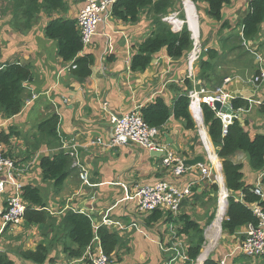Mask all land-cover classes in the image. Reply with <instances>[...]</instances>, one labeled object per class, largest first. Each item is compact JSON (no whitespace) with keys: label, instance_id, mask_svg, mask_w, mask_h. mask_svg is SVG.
Instances as JSON below:
<instances>
[{"label":"crops","instance_id":"0c3cea01","mask_svg":"<svg viewBox=\"0 0 264 264\" xmlns=\"http://www.w3.org/2000/svg\"><path fill=\"white\" fill-rule=\"evenodd\" d=\"M64 1L66 11L48 15L41 10L36 14L35 21L28 22L19 11L18 14L12 12L11 0H0V64H21L30 67L32 71L31 80L24 84L27 96L20 113L9 118L3 117L0 113V131L8 133L11 130L16 133L11 136L8 145L4 146V151L21 166L24 164L29 166L22 177L21 174L18 175L22 186L36 187L40 191L45 208L60 209L57 212L61 213L56 217L52 216L56 233L52 232L48 237L47 227L44 226L22 223L6 227L2 213L12 194L11 188H7L5 193L0 195V252L6 253L14 264H33L21 260L18 253L21 250L32 251L42 243L48 248V260L44 264L68 260L63 251L64 243H67L66 235L60 229L58 216L64 215L66 208H71L75 212L89 216L93 228L105 226L116 232L112 225L106 223L107 220L117 221L127 228L118 232L124 246L119 247L113 255V258L117 256L119 258L116 264L175 262L177 259L171 261L170 258L173 253L175 254L171 250L178 245L176 238L172 235L166 237L169 243L171 240L170 249L160 241L163 239L162 234L169 228L166 217L163 216L157 223L147 224L146 218L149 215L135 210L128 197L132 195L136 186L166 180L178 186L192 185L191 196L182 203L181 213L184 211L189 215L188 210H198V207L204 206V200L207 201L208 197L213 196L210 191L213 184L219 189L218 203L223 194L227 201L230 193L224 185L221 160L217 157L218 146L211 142L203 122L200 124L194 120L196 130H186L182 121L174 120L171 116L164 127L166 132L160 136L161 142L177 153L183 161L198 155L207 156L205 166L189 167L180 177L171 175L162 164L161 157H152L148 150L137 145L107 148L93 142L98 138L103 142L109 140L112 131L111 116L141 109L152 104L156 98H162L168 107L172 108L176 97L187 91L185 56L179 60H171L166 56L165 50H162L153 56L145 71L132 72L131 58L137 47L154 31L155 23L148 10H142L133 23L122 22L112 16L107 23L99 25L92 42L79 54L93 55L91 76L84 81L74 79L70 75L69 63L63 62L57 55V42L47 39L44 33L45 27L52 19L76 20L85 0ZM181 2V5L175 2L172 12L168 14L172 16L173 13L179 12L178 18L181 21L175 23L173 29L175 33L186 27L191 33L192 41L194 33L197 35L198 45L215 50L218 54L217 59L211 61L213 66L203 73L200 71L199 63L208 58L204 54L200 55L199 72L198 74L196 72L199 85L211 90L220 86L223 79L231 77L233 81L227 85V90L234 97L264 102V83L257 85L250 83L257 70L255 58L253 57L252 63L245 60L247 62L245 66L238 48L233 45L231 47L230 44L222 47L225 37L218 36L217 39L209 40L212 34L215 36L218 32L220 24L208 15V6L205 2L201 0ZM249 2L231 0L222 10V21H229L231 25L229 31L235 33V36L241 35L240 21L249 11ZM261 30L264 32V24L261 25ZM258 36L251 44L264 55V38L262 45L259 46L258 42L262 38L257 39ZM230 56L234 57L228 59ZM190 84L193 86L191 82ZM52 115H57L59 119L56 130L58 141L45 144L38 139L37 127ZM238 117L251 138L255 135L264 136V111L258 106L250 105V108L240 112ZM200 126L203 127L202 130ZM59 135L66 141L76 144L81 163L88 170L87 184L81 182L78 169L73 164L70 165L68 175L60 189H56L52 181L43 178L41 160L46 157L52 158L59 153L57 151ZM230 159L236 164L243 165V182L246 186L254 187L259 184L263 171L251 170L244 153H236ZM202 168L209 171L208 179L200 177ZM218 176L222 178L223 185L217 179ZM235 198L241 200V195L236 194ZM191 219L201 227L204 225V221ZM223 219L224 217L222 221ZM131 222L143 229L148 237L138 233L135 228H130ZM219 225V229L212 224L209 226L213 239H208L206 245L204 237L205 246H202V249L206 247L204 251L206 259L217 263L223 257L230 256L229 264H264V255L247 258L234 253L246 226L240 227L233 234H226L221 230V223ZM178 237H182L177 238L180 241L187 238L184 235ZM155 243L160 253L155 249ZM65 245L69 246V243ZM188 246L189 243L186 247L179 244L177 249L186 250ZM83 263L82 259L76 262Z\"/></svg>","mask_w":264,"mask_h":264},{"label":"trees","instance_id":"16d2710c","mask_svg":"<svg viewBox=\"0 0 264 264\" xmlns=\"http://www.w3.org/2000/svg\"><path fill=\"white\" fill-rule=\"evenodd\" d=\"M195 2L196 0H191ZM208 6V15L216 22L221 23L220 32L228 28L229 22L222 21V10L229 5L231 0H201ZM12 12L22 14L28 22L36 20V14L41 10L48 15L66 11L64 0H11ZM175 5L173 0H115L112 5V14L122 22H135L142 10H148L152 15V20L156 28L150 36L137 47L135 54L130 61L132 72H143L150 65L152 58L158 52L165 50L166 56L171 60H179L192 49L190 32L184 27L179 33L171 30V26L161 20L172 12ZM242 26L241 36L238 40H231L230 37L222 41V47L232 45L241 51L243 40H254L264 24V0H251L249 11L240 21ZM45 37L57 42V55L65 63L75 66L70 70V75L77 80L84 81L91 76L94 63L93 55H79L82 51V44L75 20H64L55 18L47 24L44 30ZM228 39L231 41L229 42ZM228 42V43H227ZM246 50V49H245ZM247 52V51H246ZM207 60L200 61V71L206 72L213 65L211 61L217 59L218 54L215 50L206 47ZM256 73L258 71L256 70ZM32 71L25 65L11 64L0 70V113L3 117H12L18 114L26 99L24 83L30 81ZM187 91L191 84L186 80ZM187 91L176 97L172 108L164 102L162 98L140 109L144 122L158 129L163 135L165 125L172 116L174 120L182 121L186 130H196V124L189 112ZM234 111L239 109L247 110V101L236 98L232 101ZM264 111V105L260 107ZM202 120L213 145L218 146L217 156L221 160V170L224 178L226 190L230 193L222 206L221 211V230L226 234H233L240 227L249 223L255 224L257 219L248 208L249 204L258 203L264 210V199L255 195L251 190L253 187L246 186L243 182V165L234 164L231 161L236 153H244L247 156L251 170L264 172V136L255 135L251 138L248 132L240 125L238 119H234L232 124L224 131L220 120L215 112L206 104H201ZM59 119L57 115H52L37 127V135L40 142L50 144L58 141L56 129ZM201 124V121H198ZM16 133L9 131L7 134L1 133L0 140L8 144L11 136ZM71 159L64 154H58L52 158L46 157L41 160L40 168L45 180L52 181L56 189H60L68 175ZM264 187V178L261 181ZM215 195L218 192L217 185L213 184L210 188ZM236 194L241 195L242 200L235 198ZM22 200L26 204L23 221L26 225H37L47 227L49 220L53 218L45 210V206L40 196V191L36 187H22ZM215 217V211L208 217L206 225H209ZM222 217H224L222 221ZM163 218L160 211H155L146 218L147 224L157 223ZM180 226L177 236H187L192 234V240L187 247L186 255L188 260L184 264H193L198 259L204 244L203 228L191 220L187 215H180L178 218ZM60 229L65 233L67 243H64V253L70 259H84L86 248L93 245V239L98 238V247L102 252L113 259L116 250L124 246L123 239L117 232L109 230L105 226H100L94 233L90 217L79 212H66L59 223ZM43 236H46L43 234ZM126 246V245H125ZM127 251V249L125 248ZM21 260L33 264H44L48 260V248L42 243L38 244L34 250H22L18 253ZM173 256L170 258L172 260ZM85 261V260H84ZM178 261L170 264H177ZM0 264H14L6 253L0 252ZM203 264H217L213 260L207 259Z\"/></svg>","mask_w":264,"mask_h":264},{"label":"built area","instance_id":"2783aa9c","mask_svg":"<svg viewBox=\"0 0 264 264\" xmlns=\"http://www.w3.org/2000/svg\"><path fill=\"white\" fill-rule=\"evenodd\" d=\"M113 3L114 0L84 1V5L76 18L83 46H87L92 41L93 37L97 34L99 25L107 23V21L112 17L111 9ZM169 19L170 16L164 18L163 20L166 21L172 27V29H175L173 26H175L177 21L170 22ZM192 35L193 42L195 44H199L197 35L194 33ZM243 46L245 49L247 48L246 51L255 58V64L259 68V74L255 75L250 80V83L252 85L264 83V59L262 58L259 51L256 50L254 45L250 44L248 41H243ZM200 53L201 48L197 45H194L193 49L190 50L186 60L187 78L190 79L193 84V88L187 93V98L189 100L188 107L191 111L193 119L196 121L202 117L200 107L202 103L210 106L212 110H214L213 105L215 102H219L223 106L230 107L232 109L231 114L216 112V117L220 120L225 131L227 127L232 124L234 119L239 118L238 114L243 112V110L239 109L234 111L232 108V101L237 98L227 90V85L233 81L232 78H225L220 86H217L211 90L204 85L199 86L194 71V65L196 64ZM74 67L75 66L72 68ZM246 101L249 103V108L250 105L259 106L262 103L264 104V102H259L252 99H247ZM111 123L113 126L109 140L103 142L102 140L97 139V144L107 148H114L130 143L148 151H159L162 153V164L166 169L169 170L173 177H180L188 170V168L183 165V160L177 155V153L169 149L168 146L161 142L159 131L156 128L149 127L143 121L137 110L129 111L120 115L119 117H112ZM60 140L62 142V150H64V152L72 158L73 166L78 169L80 180L87 184L88 171L81 163L77 146L75 144L63 141L61 138ZM14 170L15 167L13 162L4 157L2 146L0 145V194L4 193L7 187H10L12 190V194L7 200V206L2 213V220L4 226L6 227L22 224L23 215L26 209L21 198V185L18 183V180L15 177ZM200 177L208 179L209 171L206 168H202L200 171ZM263 178L264 172L260 174L259 184L254 186L251 190L261 199H264V194L262 193V188L260 186ZM191 193L192 185L190 184L178 186L170 181L161 180L153 184L136 186L132 195L128 197V200L141 214H151L155 211H165L176 216L180 212L182 203L191 196ZM248 208L252 211L257 221L255 224L249 223L246 225L245 233L242 239L239 241L234 253L246 255L251 258H257L264 255V210L258 205V203H253ZM106 223L112 225V227L116 229H123V227L117 222L110 221L108 223V221H106ZM130 227L135 228L137 232L141 233L135 224H132ZM95 229H97V227H95ZM210 233L208 235V239L211 235ZM98 244V238L95 237L93 240V245L90 246L99 248ZM177 246H179V244ZM177 246H175L171 251L175 252V257L177 258L179 264H184L188 260L186 251H179L176 248ZM229 257L230 256L223 257L217 261V264H229ZM206 258L207 256L204 254L201 259L198 257L196 262H204L207 260Z\"/></svg>","mask_w":264,"mask_h":264},{"label":"rangeland","instance_id":"374dc122","mask_svg":"<svg viewBox=\"0 0 264 264\" xmlns=\"http://www.w3.org/2000/svg\"><path fill=\"white\" fill-rule=\"evenodd\" d=\"M175 2H178L179 3V5H181L182 4V2H181V0H176ZM178 7V6H177ZM111 11H112V9H111ZM178 14H179V12H176V13H173V15L172 16H170V15H167V16H164V17H162L161 18V20L163 21V22H165V23H167L166 21H164L163 19L164 18H166V17H169L170 16V19H169V21L170 22H172V21H181L179 18H178ZM112 16H113V14H112ZM76 21V20H75ZM229 22V21H228ZM76 23H77V21H76ZM218 23V22H217ZM220 24V27H221V23H219ZM234 24V23H233ZM78 27V26H77ZM231 28V25L229 24V26H228V28H226L225 30H223L222 32H220V28H219V30H218V32H216V34H215V36H214V34H212V36L209 38V40H212V39H214V38H216L217 39V37L219 36L220 38H227V37H230L231 38V40H235L234 39V37H235V33H233V32H231V31H229V29ZM171 30L173 31V32H175L173 29H172V27H171ZM225 31H228L227 33H225ZM78 32H79V30H78ZM180 32V31H179ZM179 32H176V33H179ZM259 34V33H258ZM79 35H80V33H79ZM190 35H191V33H190ZM96 36V35H95ZM94 36V37H95ZM241 36V35H240ZM93 37V38H94ZM191 37V36H190ZM262 38V40H260V42H258L259 43V46H261L262 45V41H263V38H264V32L261 30L260 31V34H259V36H258V38L257 39H261ZM236 39L238 40V43H240V38H238V37H236ZM256 39V40H257ZM93 40V39H92ZM192 40V39H191ZM230 39H228V41L230 42L231 41ZM80 41H81V37H80ZM243 41H248L250 44L252 43V40H243ZM92 42V41H91ZM90 42V43H91ZM193 42V41H192ZM89 43V44H90ZM235 43L236 44H238L237 42H236V40H235ZM81 44H82V42H81ZM88 44V45H89ZM213 44V46H214V43H212ZM88 45L87 46H83V44H82V50L85 48V47H88ZM215 47V46H214ZM242 48H241V51H240V53L242 54V56H243V58H244V62H245V64L243 63V65H245V66H247V62H250V63H252L253 62V56L250 54V53H248V52H246V50H245V47L243 46V42H242V46H241ZM203 47L201 46V49H202ZM247 49V48H246ZM261 49V48H260ZM190 52V51H189ZM189 52H187L186 53V55H185V63H186V70H187V56H188V54H189ZM259 53L261 54V56H262V58L264 59V55L262 54V52L259 50ZM232 57H234V56H230V57H228V59H231ZM247 62H246V61ZM17 65V64H16ZM19 65H21V64H19ZM7 65H4V64H0V70H2L3 68H5ZM257 66V65H256ZM255 65H254V67L253 68H255L256 67ZM2 67V68H1ZM72 67H73V65L71 66V64L69 63V71L72 69ZM240 67H242V63L240 64ZM263 68H264V65H263ZM194 71H195V74H196V72H197V74H198V72H199V67H198V64L196 63L195 65H194ZM257 71H258V73H255V75H257V74H259V68H258V66H257ZM197 74H196V76H197ZM240 74H243L242 72H240ZM227 78H231V77H227ZM196 79H199L198 78V76L196 77ZM187 80L188 81H190L191 83H192V81L190 80V79H188L187 78ZM224 80V79H223ZM29 82V81H28ZM223 82V81H222ZM25 83H27V82H25ZM24 83V84H25ZM23 84V85H24ZM193 85V84H192ZM200 86V85H199ZM198 86V87H199ZM193 88V86H191V88H190V90ZM190 90H188L187 91V93L190 91ZM187 93H186V95H187ZM243 100H245V99H243ZM246 101V100H245ZM248 102V101H247ZM29 103V102H28ZM24 104V103H23ZM202 104H204V103H202ZM249 104V103H248ZM207 105V104H206ZM261 105H264L263 103L261 104ZM261 105H259L258 107H260ZM23 106V105H22ZM104 107H106V104H104ZM200 107H201V105H200ZM210 107V106H209ZM211 108V107H210ZM22 109V108H21ZM188 109H189V107H188ZM212 109V108H211ZM249 109V108H248ZM247 109V110H248ZM134 110H137L138 112H139V114H140V116H141V113H140V109H134ZM21 111V110H20ZM130 111H132V110H130ZM214 112H215V114H216V111H215V109L213 110ZM243 111H246V110H243ZM129 112V111H128ZM189 112H190V114H191V111L189 110ZM20 113V112H19ZM18 113V114H19ZM125 113H127V112H125ZM223 113V112H222ZM18 114H16V115H18ZM122 114H124V113H122ZM122 114H120V115H122ZM120 115H117V116H111V118L112 117H119ZM15 116V115H14ZM192 116V115H191ZM142 117V116H141ZM239 117H240V115H239ZM7 118H9V117H7ZM193 118V117H192ZM143 119V118H142ZM194 120V119H193ZM238 120H239V118H238ZM144 121V120H143ZM197 121H201V119H198ZM110 122H111V119H110ZM202 122V121H201ZM240 122V121H239ZM196 124V123H195ZM111 125H112V123H111ZM240 125L243 127V125L240 123ZM113 126V125H112ZM150 127V126H149ZM201 127V130L203 129V127L202 126H200ZM154 128V127H153ZM244 128V127H243ZM57 129H58V126H57ZM56 129V130H57ZM158 130V129H157ZM159 131V130H158ZM112 132V131H111ZM1 133H4V132H2V131H0V135H1ZM5 134H7V133H5ZM159 135L161 136V133H160V131H159ZM63 139V141H66V139L65 138H62L60 135H59V139ZM99 139V138H98ZM101 140V139H100ZM161 140V139H160ZM60 141V143H59V147H58V149H57V151L59 152V153H57V155L58 154H64V155H66L67 157H69V155H67L65 152H64V150H62V142H61V140H59ZM96 142H93V144H97L98 143V141H97V139L95 140ZM53 142H57V141H53ZM66 142H68V143H71V142H69V141H66ZM71 144H74V143H71ZM128 144H130V143H128ZM0 145L2 146V152H3V155H4V157H6L7 159H9V160H11L12 162H13V164H14V167H15V170H14V173H15V177H16V179L18 180V183L21 185V198H22V187H24V186H22V184H21V181H20V179L18 178V175L19 174H21V177L25 174V172L28 170V168H29V166L27 165V164H24L23 166H21L20 164H18L14 159H12L11 157H9L6 153H5V151H4V146L5 145H8V144H4V143H2L1 142V140H0ZM76 145V144H75ZM127 145V144H126ZM57 146H58V144H57ZM125 146V145H124ZM122 147V146H121ZM150 152V151H149ZM156 152H159V151H156ZM161 153V152H160ZM162 154V153H161ZM161 157V161H162V155L160 156ZM218 157V156H217ZM70 159H71V165L73 164V160H72V158L71 157H69ZM234 163V162H233ZM234 164H236V163H234ZM239 164H241V163H239ZM88 171V170H87ZM80 179V178H79ZM217 179L219 180V182H220V184L221 185H223V182H222V178L220 177V176H218L217 177ZM82 182V181H81ZM83 183V182H82ZM216 185V184H215ZM218 187V186H217ZM7 188H10V187H7ZM6 188V189H7ZM6 189H5V191H6ZM218 192H219V189H218ZM218 192L217 193H215V195L213 194V193H211L213 196H211V197H208L207 198V201L206 200H204V206L202 205V206H200V207H198V210H196V209H194V210H188V214L190 215H187V214H185L184 213V211H182V213H181V209H180V212L176 215V216H174V215H172L171 213H169V212H165V211H160V213H162V215L164 216V217H166V221L168 222V226H169V228H167L166 230H165V232L162 234V240H160V241H162L165 245H167L168 246V248L170 249L171 247L169 246V245H171V240H170V243H169V241L166 239V237H168L169 235H172V236H174L175 238H176V243L177 244H181L183 247H186L187 246V244L190 242V240H192V234H190L191 236L189 237V238H186V239H184V240H179V239H177V238H182V237H178V236H175L177 233V230H178V228H179V226H180V222L178 221L179 219V216L180 215H187L189 218H193V219H196V220H199V221H204V225L202 226V228H204V230L206 231V235H205V245L206 244H208V235H209V233H210V231H211V229H210V225L212 224V226L214 227H216V228H218L219 229V224L221 223V220L218 222V219H217V217H216V215H217V212H218V209H219V204H218ZM5 193V192H4ZM3 193H1L0 195H2ZM92 199H94V198H92ZM242 200V199H241ZM23 201V200H22ZM24 203V202H23ZM132 204V203H131ZM24 205H25V207H26V204L24 203ZM133 206V205H132ZM133 208H134V206H133ZM135 209V208H134ZM26 210V209H25ZM45 210L48 212V214L52 217V216H54V217H56L58 214H61V213H59V212H57V211H60V209H55V208H51V207H49V208H45ZM63 210H65V209H63ZM136 210V209H135ZM215 211V218L213 219V221L209 224V225H206V223H207V220H208V217L211 215V211ZM66 212H74V213H76L74 210H72L71 208H66ZM211 212V213H210ZM140 213V212H139ZM82 214V213H81ZM152 214V213H151ZM151 214H144V215H151ZM63 216V215H62ZM62 216H58L59 218H58V220L59 221H61V218H62ZM219 218H221V217H219ZM192 220V219H191ZM53 221H54V219H53ZM108 221V223L110 222V220H107ZM113 222H117V221H113ZM23 223H24V221H23ZM118 223V222H117ZM132 224H135V223H133V222H131L130 223V225L129 226H131ZM136 226H137V228L141 231V235H143L144 237H148L147 236V234H146V232H144V230L143 229H141L137 224H135ZM123 227V226H122ZM114 228V227H113ZM131 228V227H130ZM94 229V233H95V231L98 229H95V228H93ZM127 228L126 227H123V229H116L115 228V231L118 233L119 231H123V230H126ZM205 231L203 232V237H204V233H205ZM52 232H54V233H56V230L54 229V227H53V222H52V219L51 220H49L48 221V223H47V231H46V234H47V237L48 236H50V234L52 233ZM139 233V232H138ZM156 244V243H155ZM152 245H153V243H152ZM205 245H203V246H205ZM154 247H155V249L157 250V252L158 253H160L159 251H160V249H159V247H158V245L156 244V245H154ZM178 247V246H177ZM176 247V248H177ZM205 248L206 247H204L202 250H201V252H200V255H199V259H201L203 256H204V250H205ZM22 251V250H21ZM20 252V251H19ZM121 252H122V250H121ZM165 253V252H164ZM122 255V254H121ZM169 256V255H168ZM173 256H175V254L173 253ZM242 256H244V257H247V258H251V257H249V256H246V255H242ZM80 259L79 258H77V259H70V258H68V260H66V261H64V262H53L52 264H54V263H59V264H76V262L77 261H79ZM117 260H119V258H118V256L116 257V258H113L112 259V261L110 262V264H116L117 263ZM165 261V260H164ZM177 264H179V262H177ZM194 264H196V262L194 263Z\"/></svg>","mask_w":264,"mask_h":264},{"label":"bare ground","instance_id":"6f19581e","mask_svg":"<svg viewBox=\"0 0 264 264\" xmlns=\"http://www.w3.org/2000/svg\"><path fill=\"white\" fill-rule=\"evenodd\" d=\"M175 27V26H173ZM194 45H197L201 48L200 45L198 44H195L194 42H192V49L194 47ZM206 48H202L201 49V53L200 55H202L203 52H205ZM200 55H199V58L197 59L196 63L198 64L199 63V60H200ZM201 121L203 122L202 120V117H201ZM201 122V123H202ZM205 158H207V156H204ZM185 161V160H184ZM206 162H207V159H206ZM184 165V164H183ZM186 166V165H184ZM199 166V165H197ZM188 169H189V166H186ZM196 167V166H195ZM203 167V166H201ZM190 168H194V167H190ZM202 175V174H201ZM204 178V177H203ZM261 188H262V193L264 194V187L262 186V184L260 185ZM220 188V187H219ZM225 192V191H224ZM223 192V193H224ZM224 195V194H223ZM220 196V199H219V209H218V212H217V219H218V222L221 220V218H219L221 216V211H222V206L223 204L225 203V199L224 197ZM251 204H249L250 206ZM226 206H227V201H226ZM248 206V207H249ZM220 226V225H219ZM211 234V233H210ZM95 239V238H94ZM93 239V240H94ZM213 237L210 235L209 237V240H212ZM215 241V240H214ZM175 259H177L175 256H173L172 260L171 261H174ZM82 260H85L83 264H102V263H106V264H110V262L112 261V258H110L109 256H106L101 249L97 248V247H87L86 248V251H85V254H84V259ZM178 261V260H177Z\"/></svg>","mask_w":264,"mask_h":264},{"label":"water","instance_id":"95a60500","mask_svg":"<svg viewBox=\"0 0 264 264\" xmlns=\"http://www.w3.org/2000/svg\"><path fill=\"white\" fill-rule=\"evenodd\" d=\"M214 109L216 112H223L226 114H231L232 113V109L230 107L227 106H223L221 103L219 102H215L214 103ZM162 154L160 152H156V151H150V156L152 157H160ZM183 164L189 167H195L197 165L199 166H205L206 164V158L202 155H198L196 157H193L192 159H186L185 161H183Z\"/></svg>","mask_w":264,"mask_h":264}]
</instances>
